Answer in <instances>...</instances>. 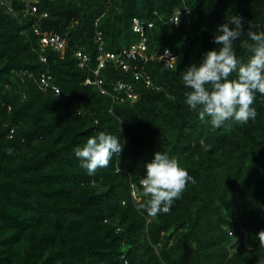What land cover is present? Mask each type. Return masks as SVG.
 <instances>
[{"label":"trees","instance_id":"1","mask_svg":"<svg viewBox=\"0 0 264 264\" xmlns=\"http://www.w3.org/2000/svg\"><path fill=\"white\" fill-rule=\"evenodd\" d=\"M5 1L12 10L0 4V264H256L264 257L255 238L264 229V96L254 101V120L213 130L185 105L182 82L231 16L264 32V0H45L41 35L25 3ZM178 10L190 12V23L171 24ZM134 19L146 23V54L155 56L134 63L154 88L109 62L104 87L122 81L138 96L123 91L114 103L85 83L98 67L96 33L105 49L121 51L142 40ZM56 34L67 38L64 54L43 49L42 37ZM239 43L237 55L247 59ZM80 48L91 57L86 68ZM165 50L175 59L163 58ZM47 72L59 93L41 88ZM101 131L119 137L124 151L89 176L73 149ZM156 151L176 157L196 183L169 213L150 217L137 211L139 180Z\"/></svg>","mask_w":264,"mask_h":264},{"label":"clouds","instance_id":"2","mask_svg":"<svg viewBox=\"0 0 264 264\" xmlns=\"http://www.w3.org/2000/svg\"><path fill=\"white\" fill-rule=\"evenodd\" d=\"M24 9L32 18L34 31H40L41 21L48 16L43 17L44 13L39 12L36 18L27 12L26 7ZM178 11L182 16L189 13L188 10ZM190 20L189 15L185 23H190ZM96 23L99 26V21ZM252 28L251 21H247L245 27L242 16H231L217 26L218 34L212 40L216 47L205 51L198 62L190 63L183 70V86L188 89L184 93V103L197 113L201 121L210 124L213 130L221 129L229 121L247 124L257 116L254 101L257 94L264 96V32L257 33ZM244 36L247 38L243 39ZM237 41L240 42L239 47L248 53L247 59L237 55ZM165 55H169L167 50ZM166 66L172 68L171 63ZM200 145L207 150L203 138ZM124 147L119 137L101 131L88 137L82 145L74 147L73 151L80 167L91 176L98 168H106L114 156L121 155ZM189 182L195 184L196 180L176 157L156 151L153 158L143 164L139 186L144 200L137 211L150 217L169 213L174 200L181 196ZM255 238L259 241V247L264 248V229ZM256 264H264V257H257Z\"/></svg>","mask_w":264,"mask_h":264},{"label":"built area","instance_id":"3","mask_svg":"<svg viewBox=\"0 0 264 264\" xmlns=\"http://www.w3.org/2000/svg\"><path fill=\"white\" fill-rule=\"evenodd\" d=\"M20 1L25 3V7L29 14H31L32 16L36 18L39 17V12H40L39 5L43 0H20ZM0 3L1 5L12 10L5 0H0ZM47 16H48L47 13L43 14V17H47ZM181 16L182 15L180 11H177L175 13L174 24H180ZM133 22H134L133 30L140 34L142 40L140 41L139 44L133 45L131 47H125L121 49V51H118V52H112V51H108L107 49H105V39H104V34L102 31L99 30L97 31V34H96V41L98 43V49H99L98 57H97L98 67L93 72L95 76V80L92 81L88 79L86 81V84L97 85L102 94L112 96L114 103L118 102L119 100L123 101V99L120 98V93L123 91H126V93L128 94V97L132 101L138 100V96L133 93L131 86L127 85L126 83H122V81H119L114 85L112 84L110 91L104 87V81L100 79V76H101L103 69L107 66L109 62L113 63L116 68L122 69L125 73H132V75H134L135 80L145 82L147 87L154 88V83H153L151 76H149L148 73L140 71L139 66L134 63L138 60L144 61V63H147L150 60L155 58V56L153 55L148 57L146 54L147 49H148L146 45V41H147L146 23L142 22L139 19H134ZM96 26H98V23H96ZM148 26L152 28L153 24H149ZM35 32L37 35H41V31L35 30ZM41 40H42L43 49L51 48L54 51L58 53H62V54L66 52L68 41H67V38L63 35L56 34L54 36H44L42 37ZM77 57L80 61L81 67L83 68H86L89 62L91 61V57L89 56V54L86 52L84 48L78 49ZM172 57L173 55L169 53V55H165L163 58H172ZM40 60L43 63L48 62L47 57L44 54L41 55ZM40 86L43 90L52 88L57 93L60 92L57 86L53 84L52 76L50 75L49 72L41 76Z\"/></svg>","mask_w":264,"mask_h":264},{"label":"bare ground","instance_id":"4","mask_svg":"<svg viewBox=\"0 0 264 264\" xmlns=\"http://www.w3.org/2000/svg\"><path fill=\"white\" fill-rule=\"evenodd\" d=\"M14 12V11H13ZM190 15V12L187 14V15H185V16H181V18H187L188 16ZM174 17H175V15L173 16V17H171V19H170V22H171V24L173 25V26H175V27H179L180 26V24H174ZM149 25V24H148ZM149 27V26H148ZM133 28H134V23H133ZM139 44V43H138ZM134 45H137V44H134ZM133 46V45H132ZM153 60V59H152ZM120 69V68H119ZM122 83H125V82H122Z\"/></svg>","mask_w":264,"mask_h":264},{"label":"rangeland","instance_id":"5","mask_svg":"<svg viewBox=\"0 0 264 264\" xmlns=\"http://www.w3.org/2000/svg\"><path fill=\"white\" fill-rule=\"evenodd\" d=\"M174 63H175V61H174V60H172V63H171V64L173 65Z\"/></svg>","mask_w":264,"mask_h":264}]
</instances>
